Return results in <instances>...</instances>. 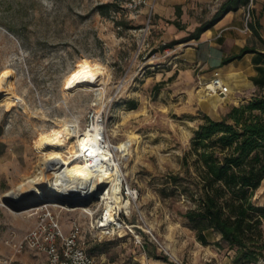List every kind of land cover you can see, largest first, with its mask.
Instances as JSON below:
<instances>
[{"label":"rangeland","instance_id":"obj_1","mask_svg":"<svg viewBox=\"0 0 264 264\" xmlns=\"http://www.w3.org/2000/svg\"><path fill=\"white\" fill-rule=\"evenodd\" d=\"M157 2L0 0V76L10 72L15 93L23 98L10 107L0 103V257L17 253L6 243L8 236L17 243L36 223L31 208H12L3 198L37 174L45 158L40 137L74 118L89 127L100 110L107 137L115 144L129 141L120 164L127 183L138 190L130 216L136 228L94 239L90 216L81 207L53 206L65 229L79 219L87 250L120 264L141 256H153L152 264H258L255 258L237 261L236 248L217 239L213 229L201 232L204 222L185 214L200 206L204 184L194 130L205 113L221 118L259 86L234 88L224 75L231 86L227 100H203L198 89L212 76L201 81L196 70L181 71L184 44L166 33L164 21L171 19L160 21ZM104 3L109 6L101 8ZM210 10L207 18L214 14ZM179 23L189 32L195 21ZM85 65L107 72L101 99L93 89H65V79ZM252 200L264 205V180ZM262 226L264 237V221Z\"/></svg>","mask_w":264,"mask_h":264},{"label":"trees","instance_id":"obj_2","mask_svg":"<svg viewBox=\"0 0 264 264\" xmlns=\"http://www.w3.org/2000/svg\"><path fill=\"white\" fill-rule=\"evenodd\" d=\"M241 2L248 0H224L185 39L198 36ZM107 6L108 3L100 5ZM248 51L254 50L243 47L238 56ZM258 86L259 91L247 102L232 105L222 118L205 113L193 137L204 184L200 206L185 215L204 222L201 232L213 229L221 233L220 241L237 249V261L264 256V205L252 200L264 178V79ZM200 238L207 240L202 233Z\"/></svg>","mask_w":264,"mask_h":264},{"label":"bare ground","instance_id":"obj_3","mask_svg":"<svg viewBox=\"0 0 264 264\" xmlns=\"http://www.w3.org/2000/svg\"><path fill=\"white\" fill-rule=\"evenodd\" d=\"M106 78L107 72L102 66L85 65L65 79V89L70 92L78 88L93 89L97 99H101ZM211 86L202 85L198 89L203 100H208V96L227 100L228 93L221 95L211 90ZM230 88L228 83L229 91ZM18 101H23V98L15 93L10 72L6 71L0 76V103L10 107ZM101 113L97 111L89 127L83 128L80 120L74 118L66 120L52 134L41 136L39 148L45 153V158L38 163L37 174L20 182L18 189L6 191L3 199L12 208L22 205V210L50 196L67 207L72 201L77 205L75 208L86 207V201L100 197L106 185L112 182L110 197H113V202L106 203L108 215L112 217L113 211L123 205L132 210L134 201L125 200L118 194L124 175L120 158L128 154L129 141L113 143L106 135ZM77 158H81V166H77Z\"/></svg>","mask_w":264,"mask_h":264},{"label":"crops","instance_id":"obj_4","mask_svg":"<svg viewBox=\"0 0 264 264\" xmlns=\"http://www.w3.org/2000/svg\"><path fill=\"white\" fill-rule=\"evenodd\" d=\"M223 1L158 0L157 10L160 13L161 22L164 19H171V21H164L166 33L171 38H181L179 42L184 44L179 56V62L183 65L182 72L191 73L192 70H196V76L202 81L203 78L209 79L214 71L218 70L223 77L226 75L234 88L243 87L251 91L264 79V56L262 54L264 53V0L241 2L225 12L220 19L201 31L198 36L185 39L203 20L209 19L206 15L211 12L210 9L215 12ZM212 2H217L218 5H212ZM177 5L182 7L179 12H176ZM166 12L172 13V17L166 18V15H169L164 14ZM180 19L195 21L194 25L187 28L189 32H184V27L179 23ZM243 47H251L254 51L238 56ZM250 98L251 96L246 99ZM218 234L217 239L220 240L221 233L218 232ZM14 240L12 236H8L6 243L13 246ZM11 255L24 264H33L43 256L36 255L31 249L20 253H13L10 250L1 256ZM137 260H147L150 264L154 262L153 256H141ZM255 260L258 264H264V256H259Z\"/></svg>","mask_w":264,"mask_h":264},{"label":"built area","instance_id":"obj_5","mask_svg":"<svg viewBox=\"0 0 264 264\" xmlns=\"http://www.w3.org/2000/svg\"><path fill=\"white\" fill-rule=\"evenodd\" d=\"M206 85H212L211 90L221 95L229 91L228 85L225 84L224 78L218 70L214 71ZM112 191L113 183L109 182L96 201L91 202L86 207H81L84 213L90 216L88 231L94 239L114 235L122 228H127L132 232L136 228L130 219L132 210L124 205L114 210L112 217L108 215L106 203L113 202V197H110ZM118 194L125 200L135 201L138 190L127 183L125 175H122L121 189ZM53 206L67 209L75 208L51 202L32 207L30 210L37 213V220L35 225L17 243L13 244L17 253L31 249L36 255H43L33 264H114L105 257L96 258L92 255L87 250L85 241L81 239L83 226L80 220L72 219L69 229H65L58 213L53 210ZM0 264L24 263L11 255L0 257ZM127 264H146V261L136 260Z\"/></svg>","mask_w":264,"mask_h":264},{"label":"water","instance_id":"obj_6","mask_svg":"<svg viewBox=\"0 0 264 264\" xmlns=\"http://www.w3.org/2000/svg\"><path fill=\"white\" fill-rule=\"evenodd\" d=\"M97 198H98V197L96 196L95 198H93V199H91V200H89V201H86L85 205L90 204L93 200H96ZM47 202H51V203L56 202V203H59V204H63V205H64V203L61 202L60 200H57V199L51 198V196H50V197H48V198H46V199H45V198L39 199L38 201H36V202H34L33 204L29 205L27 208L36 207V206H38V205H41V204H43V203H47ZM68 206H70V207H75V206H77V205L75 204L74 201H72V202L69 203ZM15 208L18 209V210H22V209H23V206H22V205H19V206L15 207Z\"/></svg>","mask_w":264,"mask_h":264},{"label":"snow or ice","instance_id":"obj_7","mask_svg":"<svg viewBox=\"0 0 264 264\" xmlns=\"http://www.w3.org/2000/svg\"><path fill=\"white\" fill-rule=\"evenodd\" d=\"M73 78H75V76ZM69 86H71V85H69Z\"/></svg>","mask_w":264,"mask_h":264}]
</instances>
